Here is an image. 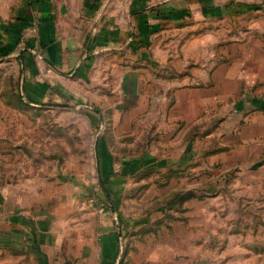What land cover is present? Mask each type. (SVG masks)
Listing matches in <instances>:
<instances>
[{
	"label": "crops",
	"instance_id": "0c3cea01",
	"mask_svg": "<svg viewBox=\"0 0 264 264\" xmlns=\"http://www.w3.org/2000/svg\"><path fill=\"white\" fill-rule=\"evenodd\" d=\"M262 8L264 0H7L0 40L15 49L32 104L82 101L87 108L112 110L95 156L100 179L109 180L117 195L120 177L143 168H193L201 136L213 144L221 137L218 129L241 120L235 134L264 141V25H246L240 40L225 45L198 33L211 27L201 21ZM206 125L218 127L203 134ZM228 131L220 141L231 144L236 137ZM254 148L248 156L236 148L209 153L207 160L228 167L248 158L255 169L264 155ZM74 187L64 192L70 196ZM6 188L13 191L6 205L21 209L0 215V264L115 263L120 235L112 224L97 233L64 236L37 214L36 188ZM187 204L193 206L194 199ZM223 220L220 213L194 209L187 224L171 220L145 233L123 264H216L208 243L229 237L227 227H219ZM134 221L123 222L141 225L147 219Z\"/></svg>",
	"mask_w": 264,
	"mask_h": 264
},
{
	"label": "rangeland",
	"instance_id": "374dc122",
	"mask_svg": "<svg viewBox=\"0 0 264 264\" xmlns=\"http://www.w3.org/2000/svg\"><path fill=\"white\" fill-rule=\"evenodd\" d=\"M6 2L0 0V11ZM200 25L211 27L199 30V34H211L212 43L225 45L228 39L240 40L246 25H264V9L234 11ZM14 50L0 40V192L4 194L0 215L11 216L15 209H21L6 205L13 192L7 186L36 188V200L41 203L36 206L37 214L64 236L97 233L103 224H112L120 235L117 264H123L127 250L152 229L176 219L187 224L192 210L201 208L206 213H220L224 220L218 222L219 227H227L229 234L208 243L213 246L216 264H264V161L254 169L255 162L248 158L228 167L210 166L207 160L209 153L232 148L248 156L252 145L264 155V141H244L235 134L244 120L238 118L236 127H225L222 132L218 129L221 137L213 144L202 135L201 154L195 157L193 168L175 173L143 168L120 177V191L113 195L109 180L100 179L95 156L97 141L109 132L112 110L103 111L94 105L87 108L82 101L32 104L23 90L26 77ZM217 127L202 126L201 133L216 131ZM228 129L236 137L231 144L220 141ZM70 186H75V191L69 196L64 189ZM56 193L60 199L53 196ZM187 199H194L195 204L186 205ZM144 217L147 222L141 225L123 222Z\"/></svg>",
	"mask_w": 264,
	"mask_h": 264
},
{
	"label": "built area",
	"instance_id": "2783aa9c",
	"mask_svg": "<svg viewBox=\"0 0 264 264\" xmlns=\"http://www.w3.org/2000/svg\"><path fill=\"white\" fill-rule=\"evenodd\" d=\"M119 254H120V247H119V253H118V255H117V258H116V261H115L114 264H117V263H118Z\"/></svg>",
	"mask_w": 264,
	"mask_h": 264
},
{
	"label": "trees",
	"instance_id": "16d2710c",
	"mask_svg": "<svg viewBox=\"0 0 264 264\" xmlns=\"http://www.w3.org/2000/svg\"><path fill=\"white\" fill-rule=\"evenodd\" d=\"M119 247H120V245H119ZM119 251V250H118ZM119 253V252H118ZM116 258H117V256H116Z\"/></svg>",
	"mask_w": 264,
	"mask_h": 264
}]
</instances>
